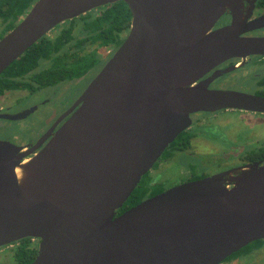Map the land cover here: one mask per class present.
<instances>
[{"label":"water","instance_id":"95a60500","mask_svg":"<svg viewBox=\"0 0 264 264\" xmlns=\"http://www.w3.org/2000/svg\"><path fill=\"white\" fill-rule=\"evenodd\" d=\"M118 1L129 29L69 118L24 162L29 152L0 140V247L39 240L30 264H220L264 239V163L116 211L191 114L264 113L262 97L208 89L215 73L198 81L222 59L264 53V39L238 36L237 15L211 30L245 0H35L0 38V74L59 24Z\"/></svg>","mask_w":264,"mask_h":264},{"label":"flooded vegetation","instance_id":"af4514ba","mask_svg":"<svg viewBox=\"0 0 264 264\" xmlns=\"http://www.w3.org/2000/svg\"><path fill=\"white\" fill-rule=\"evenodd\" d=\"M233 14L237 15L240 21L237 31L240 38L264 39V0H245L241 4L240 9L235 13L231 10H226L214 23L211 30L213 31L229 26L232 23ZM114 51L115 50H112L111 47L105 48L103 52L100 49L98 50L102 63L100 66L107 61ZM100 66L89 70L78 79L71 82L60 83L54 87H45L34 91L26 89L4 91L0 95V99L5 96L7 97L4 102H0V113L12 116L15 115L17 117L12 120L0 119V121L21 122L30 118L34 114H39V116L37 121L32 120L31 122L30 120L23 136H21L19 130L13 135L0 140L10 142L17 147H20L21 151L29 152L21 162L31 158L46 145L53 134L72 114L75 109L74 105L80 94L96 75ZM213 73H215L216 76L209 80L207 86L208 89H217L222 85L221 83L234 77L237 78L238 82L241 81L240 91L238 90V92L264 98V53L250 54L243 57L232 56L222 59L218 64L200 77L198 81L209 79ZM232 83L235 84L233 81ZM39 95H41L40 98L38 97ZM24 100H26L25 102L27 103H24L23 105ZM68 102L69 104H67ZM225 111L237 113V116H240L238 122L244 121L250 117H256L255 119L261 118V120L262 117H264V113L233 109H222L213 112L201 111L191 114L190 126L182 131L188 132L190 138L186 141H183L182 138V142L180 141L172 147L170 143L169 146L165 148L168 149L167 154L162 156V153L147 172L148 174L146 173L150 180V184H159L163 188V182L167 179V174L169 173L171 175L173 170H175V164L177 163L180 154H185L186 156L193 158V160H196L199 156L209 157L218 155V159L224 158L226 161L223 162L221 160L213 159L208 165L206 164V166L202 168L203 170L194 168L196 166H180L179 180L175 184H172L171 187L225 171L239 169L245 165L254 163L263 164L264 135H256L254 138H247L245 137V134H231L228 130L223 131L219 129L223 124H227V121L219 123L217 121L218 119L213 121L205 120V118L209 116ZM228 122H231V120ZM205 126L211 130L206 129ZM208 144H210L211 147ZM212 144H216L219 150H215L217 148ZM234 145L236 148H233ZM213 163L215 164L210 166ZM171 166L174 167L170 169ZM161 167L163 169L158 171V168L160 169ZM165 190L166 188H163V191ZM24 240L31 244L36 240L37 246L39 243V240L35 238L28 237L24 238ZM17 242L18 241H15L0 247V251L4 249L10 253L9 261L4 262L0 259V264H15L14 250L17 246ZM244 257L246 256L237 257L233 260H240ZM233 260H223L221 263L228 264Z\"/></svg>","mask_w":264,"mask_h":264},{"label":"trees","instance_id":"16d2710c","mask_svg":"<svg viewBox=\"0 0 264 264\" xmlns=\"http://www.w3.org/2000/svg\"><path fill=\"white\" fill-rule=\"evenodd\" d=\"M34 1L0 0V38L15 27ZM130 21L131 13L127 5L118 1L94 8L59 24L27 48L0 74V95L6 90L34 91L54 87L78 79L89 70L98 68L102 64L98 50L108 47L115 50L123 41ZM182 138L186 141L190 134H178L171 142V147ZM167 152L168 149H165L161 155L164 156ZM147 174L142 176L116 214L163 191L159 184H150ZM262 245L264 239L250 242L224 261L247 256ZM36 253V240L33 244L24 238L18 240L14 250L15 264H30Z\"/></svg>","mask_w":264,"mask_h":264},{"label":"rangeland","instance_id":"374dc122","mask_svg":"<svg viewBox=\"0 0 264 264\" xmlns=\"http://www.w3.org/2000/svg\"><path fill=\"white\" fill-rule=\"evenodd\" d=\"M100 50L102 52L104 51V49H102V48ZM232 81L235 84H233ZM221 84L222 85H220V87L217 89L231 90V91H238L239 90L240 91L241 81L238 82L237 78L233 77V78L228 79L227 81H225ZM40 96L41 95H39L38 97L40 98ZM6 97L7 96L0 99V102H4ZM25 101L26 100L23 101V105H24V103H27ZM67 104H69V102ZM38 116H39V114H34L30 118H28L24 121H21V122L0 121V139L6 138L7 136H11L14 133L18 132L19 130H20L19 133L21 134V136H23L25 133V129L27 128V126L30 123V120H31V122H32V120L37 121ZM255 118L256 117H250L244 121L238 122V120H240V116H237V113L225 111L222 113H217L215 115L209 116V117L205 118V120L213 121V120L218 119L217 121L219 123H224L225 121H227V124H223L222 126L219 127L220 130H223V131L228 130L231 134H234V133L245 134V137H247V138H254L256 135H258V136L264 135V121H262V120H264V117H262V120H261V118H257V119H255ZM229 120H231V122H228ZM206 129H208V128L206 127ZM208 130H211V129H208ZM236 144H239V143H236ZM208 145L211 147L210 144H208ZM212 145L216 146V144H212ZM216 148L217 149H215V150H219V148L217 146H216ZM233 148H236V146L234 145ZM232 157H233V155H232ZM213 159L221 160L223 162L226 161V159H224V158L218 159V155L217 156H209V157L208 156H199L196 160H193V158L186 156L185 154H180L178 156V160L176 158L177 163L175 164V170H173L171 175L169 173L167 174L168 177H166L167 179L164 180V182H163V188H166V189L171 188V185L175 184L179 180L178 177H179L180 166H183V167L184 166L186 167V165H190L193 167L196 166L194 168L203 170L202 168L205 167L206 164L208 165L209 162L212 161ZM214 161H216V160H214ZM214 164L215 163L211 164L210 166H212ZM173 167L174 166H171L170 169H172ZM162 169H163L162 167L160 169L158 168V171H161ZM164 170H165V168H164ZM9 254H10L9 251L4 250V249L1 250L0 251V259H2V261H4V262L9 261ZM228 264H264V245H262L260 249L252 252L250 255H248V256L240 259V260H233Z\"/></svg>","mask_w":264,"mask_h":264}]
</instances>
